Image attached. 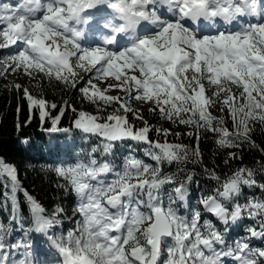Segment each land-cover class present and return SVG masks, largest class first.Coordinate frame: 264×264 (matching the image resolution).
Segmentation results:
<instances>
[{"label":"snow or ice","instance_id":"6c2138e0","mask_svg":"<svg viewBox=\"0 0 264 264\" xmlns=\"http://www.w3.org/2000/svg\"><path fill=\"white\" fill-rule=\"evenodd\" d=\"M164 5L173 19L162 18L159 8ZM99 7L113 14L103 24L111 34L103 37L104 46L83 47L84 33L76 25L87 23L90 11ZM245 15L257 22L211 35L185 26L186 20L193 24L219 17L234 22ZM141 24L154 30L139 34ZM120 34H132L130 45L110 50ZM9 49L15 51L0 58V79L9 72L42 75L66 88H79L84 99L97 105V113H89L68 102L49 104L46 98L34 97L31 86L13 84L23 93L30 113L39 110L47 133L75 129L101 137V154L109 153L116 142L142 143L147 145L145 154L155 162L148 164L129 155L115 172L116 178L105 183L101 177L112 173L113 165L94 158L97 148H93L87 162L52 169L64 179L66 190L79 198L74 211L82 217L75 230L48 237L62 264H264V246L252 247L247 238L226 242L227 227L217 228L198 209H192L191 215L180 214V208H188L195 178V172L183 166L203 164L202 133L213 134L219 149L230 150L225 165L243 159L231 150L245 144L264 153V147L253 139L252 127L258 122L264 134V0H0V51ZM5 59L10 63H4ZM81 73L91 77L83 87ZM109 79L115 83H107ZM94 80L105 87L99 88ZM109 91L124 96L109 95ZM134 100L151 104L150 113L189 130L172 132L151 125L142 110L132 107ZM101 104L116 108L102 117L98 114ZM217 105L230 117L231 129L223 116L213 115ZM57 108L58 113L50 116L49 110ZM69 109L72 125L62 127L61 119ZM16 127L19 130L21 125ZM153 132L156 139L151 138ZM170 135H186L194 144L169 142ZM173 163L177 164L175 172L163 171L164 164ZM204 172L217 186L198 198L203 210L225 226L245 216L252 218L258 227L245 231L264 240V198L248 196L240 202L245 187L264 192V183L257 182L254 170L238 167L223 178L207 167ZM5 177L0 196L11 222L21 225L26 207L32 227L25 230L23 239L10 243L11 224L0 220V264H33L29 232L47 235L60 224L64 208L56 205L51 212L46 210L23 187L18 169L0 159V179ZM168 185L172 187L165 204L162 196ZM20 248L24 251L17 254Z\"/></svg>","mask_w":264,"mask_h":264},{"label":"trees","instance_id":"16d2710c","mask_svg":"<svg viewBox=\"0 0 264 264\" xmlns=\"http://www.w3.org/2000/svg\"><path fill=\"white\" fill-rule=\"evenodd\" d=\"M0 58H2L1 54ZM0 71H2V68H0ZM9 74L10 72L3 79H0V159L14 165L18 169L19 180L22 182L23 187L46 210L51 212L56 205L64 208V212L60 214V220L62 222L65 223L67 221L66 219H69L71 223L72 216L76 213L74 211L76 209L74 204L75 196L70 190H66L68 186L64 179L57 177L55 172L52 171L54 167L72 166L75 165L73 162L79 159V162H87L88 154L92 152L93 148H97V152L92 153L94 158L99 161L109 162L113 165V169L117 168L119 171L122 168L125 157L129 155L139 160H142L145 156L150 160L149 164L154 165L155 162L150 156L145 154L147 145L142 143L138 144L134 141L116 142L109 153L101 154L103 143L101 137L85 135L75 129L68 133H47L44 130L45 126L39 120V110L37 109L35 114L30 113L26 100L22 98L23 93L12 87L13 84L19 83L12 81ZM81 75L84 77V81L81 82L80 87H83L87 77L86 73H81ZM32 79L30 82L32 84L28 86L19 85L22 87L31 86V93L38 97L46 98L49 104L54 102L59 106H63L65 102H68V104L74 106L77 110L97 113V105L84 99L81 96L79 88H66L55 80L49 81L46 77H42V75H35ZM232 87L234 91H238L234 85ZM132 107L142 110L145 119L151 125L169 128L172 132L184 133L189 130L184 126L172 124L160 119L158 114L150 113L148 109L152 107L151 104L137 107L134 106V102L132 101ZM115 108V104L107 107L101 104L98 114L103 117L114 111ZM58 111L59 108L50 109V116H55ZM212 112L213 115L223 116L226 121V126L229 129L232 128L230 117L227 112H221L219 110V105L212 109ZM73 118L72 111L70 109L67 110L61 119V126L70 127ZM29 119H31V123H28ZM129 119L137 126H140V121L133 120L131 115ZM17 124L21 125L19 130H17ZM252 127L254 128L253 139L255 143L260 147H264V134H262L261 126L258 122H255ZM151 138L156 139L157 134L153 132ZM160 139H163V137H160ZM167 139L169 142L183 143L190 146L194 144V141L186 135H181L180 137L170 135ZM24 140L28 142L23 143ZM199 147L203 153V164L193 165L189 163L183 166L186 170H193L195 172V178L190 185L189 195H192L193 203H195V206L201 214L204 213L202 218L211 220L217 228L223 230L226 226H222L217 219H213L214 217L210 213L205 212L203 206L197 203L201 195L207 194L217 186L216 182L211 180L204 172V168L207 167L208 169L215 170L223 178L238 167H249L254 170L257 182L264 183V171H261V167L264 165V153L250 148L245 144L242 149L231 150L237 151L238 155H241L243 159L230 160L229 164L225 165L224 160L227 159V152L230 150L219 149L215 144V136L213 134L202 133ZM65 161L70 162V164L65 165ZM176 169V163L163 165V171L166 173L175 172ZM6 179V177L0 179V192H3V185ZM171 187V185L165 186L164 191L169 192ZM248 196L264 198V192L259 188L249 189L245 187L240 202L243 203ZM19 199L23 206V196H20ZM10 215L9 208L3 203V197L0 196V220L7 221L11 224V232H15L18 229L28 230L32 227L26 207H24L25 219L20 226L10 221ZM250 226L258 227V224L256 220L247 216L243 217L237 223L235 227L238 228L236 232L238 234V240L247 238V242L252 247L264 246V240L252 242L250 236L245 231ZM229 231H232V229H229Z\"/></svg>","mask_w":264,"mask_h":264},{"label":"rangeland","instance_id":"374dc122","mask_svg":"<svg viewBox=\"0 0 264 264\" xmlns=\"http://www.w3.org/2000/svg\"><path fill=\"white\" fill-rule=\"evenodd\" d=\"M4 63H10V61L6 60ZM10 78L12 81H14L15 83H19V84H22L24 86H28L32 83H30L33 79L32 77H28L26 75H23L22 73H12L10 72L9 74ZM86 79H89L91 78L88 74H86ZM94 83L98 84V87L103 89L105 87V84L104 83H100L99 80H94L93 81ZM107 83H115L114 80L112 79H109L107 81ZM32 94V93H31ZM109 95H120V96H124V93L122 92H117V91H109L108 93ZM34 97H38L34 94H32ZM134 102V106H137V107H141V106H144V105H148V104H144L143 102H140V101H133Z\"/></svg>","mask_w":264,"mask_h":264},{"label":"clouds","instance_id":"9594fccd","mask_svg":"<svg viewBox=\"0 0 264 264\" xmlns=\"http://www.w3.org/2000/svg\"><path fill=\"white\" fill-rule=\"evenodd\" d=\"M209 7H211V5H209ZM158 8H159V6H158ZM149 11H151V9H149ZM218 18H219V17H212V18H210V19H208V20H205L204 23H205L208 27H211V28H217V27H218V25H217V19H218ZM92 19H93V17H90V18H88V22H87V23H83V22H81V23H79V24H77V25H87ZM219 19L222 20V21L224 22L225 25H231V24H232L231 21H226V20H223L222 18H219ZM100 23L103 25V24H104V20H101ZM77 25H76V27H77ZM193 25L196 26V30L198 31L199 28H200V21H194V22H193ZM80 30L84 33V28H83V27H80ZM131 35H132V34H128L126 37H127L128 39H130V38H131Z\"/></svg>","mask_w":264,"mask_h":264}]
</instances>
